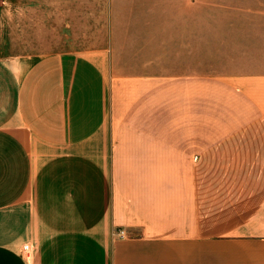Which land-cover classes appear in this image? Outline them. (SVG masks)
<instances>
[{
    "label": "crops",
    "instance_id": "obj_1",
    "mask_svg": "<svg viewBox=\"0 0 264 264\" xmlns=\"http://www.w3.org/2000/svg\"><path fill=\"white\" fill-rule=\"evenodd\" d=\"M2 13L0 264H264L262 41L125 0Z\"/></svg>",
    "mask_w": 264,
    "mask_h": 264
},
{
    "label": "rangeland",
    "instance_id": "obj_2",
    "mask_svg": "<svg viewBox=\"0 0 264 264\" xmlns=\"http://www.w3.org/2000/svg\"><path fill=\"white\" fill-rule=\"evenodd\" d=\"M156 12H170L172 25H205V37L230 39H258L264 43V0H125ZM3 0H0V25L3 20ZM251 31L253 35H247ZM223 34V35H222ZM230 34V35H229ZM250 37V38H249ZM264 53V52H263ZM226 69L228 61L215 63ZM264 69V60L256 64Z\"/></svg>",
    "mask_w": 264,
    "mask_h": 264
},
{
    "label": "built area",
    "instance_id": "obj_3",
    "mask_svg": "<svg viewBox=\"0 0 264 264\" xmlns=\"http://www.w3.org/2000/svg\"><path fill=\"white\" fill-rule=\"evenodd\" d=\"M115 235L120 237V238H125L126 237V232L123 229L115 231ZM29 249L28 246L24 247V250L27 251Z\"/></svg>",
    "mask_w": 264,
    "mask_h": 264
}]
</instances>
